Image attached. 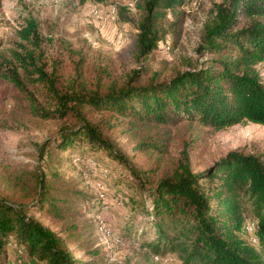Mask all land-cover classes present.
<instances>
[{"label":"trees","instance_id":"obj_1","mask_svg":"<svg viewBox=\"0 0 264 264\" xmlns=\"http://www.w3.org/2000/svg\"><path fill=\"white\" fill-rule=\"evenodd\" d=\"M184 1L134 0L136 59L157 46L165 10ZM16 36L7 53L0 51V77L24 99V114L52 121L56 136L55 149L48 139L38 145L43 167L28 177L2 180L0 264L14 262L7 259L8 245L22 264H97L94 249L90 257L74 256L84 247L75 241L77 226L67 204L82 190L55 167L73 143L101 150L128 168L139 194L129 201L130 210L143 211L147 225L141 232L151 237L142 244L152 258L172 252L176 264H264V160L233 149L194 170L193 138L186 136L178 137L173 155H165L182 121L213 130L264 124V0L215 1L196 49L209 57L199 66L187 59L184 68L163 78L153 72L143 80V65L118 72L110 59L88 60L66 42L59 45L61 52L49 55L30 15ZM115 130L133 141L143 169L117 148L110 135ZM34 209L59 229L45 225ZM248 218L255 219L257 245L241 235Z\"/></svg>","mask_w":264,"mask_h":264},{"label":"rangeland","instance_id":"obj_2","mask_svg":"<svg viewBox=\"0 0 264 264\" xmlns=\"http://www.w3.org/2000/svg\"><path fill=\"white\" fill-rule=\"evenodd\" d=\"M215 1L221 0H185L166 9L160 22L165 29L162 37L144 59L138 60L134 56V38L139 11L134 0H0V51L7 53L14 46L18 39L16 29L30 15L38 22L49 55L61 52L59 45L66 42L81 49L88 60L110 59L118 72L143 65L146 68V73H141L143 80L153 72L163 78L174 68H184L187 59L190 65L199 66L209 57L196 49L200 30ZM25 112L22 96L0 77V192L5 190L4 177H28L45 165L38 156L39 143L48 139L50 147L55 146L56 125L50 120L28 117ZM110 135L134 167H145L143 156L135 153L133 141L126 134L115 130ZM172 135L174 139L165 155L177 151L178 137L193 138L194 150L190 155L194 170L211 165L233 149L258 154L264 160V124L239 123L213 130L182 121ZM61 152L63 160L55 164L59 175L82 190V196H71L67 204L71 211L69 218L77 226L75 241L84 247L74 251V256L85 253L90 257L94 249L97 264H162L155 262L149 248L142 244L151 233L141 232L147 225L141 218L143 211L130 210L129 201L139 194L135 180L129 179L128 168L85 143H73ZM33 214L50 228L59 229L40 211L34 209ZM75 246L73 242L71 247ZM6 253L9 263L15 260L17 255L12 246H7ZM165 253L175 261L174 253Z\"/></svg>","mask_w":264,"mask_h":264},{"label":"built area","instance_id":"obj_3","mask_svg":"<svg viewBox=\"0 0 264 264\" xmlns=\"http://www.w3.org/2000/svg\"><path fill=\"white\" fill-rule=\"evenodd\" d=\"M108 233L109 229L106 230ZM241 235L251 244H258V236L255 233V219L248 218L244 221L243 226L241 228ZM167 254L163 255H154V259L162 264H176L177 260L172 261L170 257H166ZM13 264H22L19 259L14 260Z\"/></svg>","mask_w":264,"mask_h":264}]
</instances>
